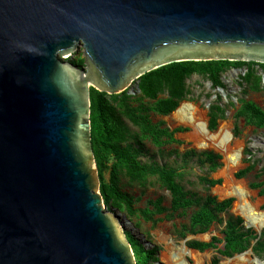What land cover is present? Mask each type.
Listing matches in <instances>:
<instances>
[{"label": "water", "instance_id": "water-1", "mask_svg": "<svg viewBox=\"0 0 264 264\" xmlns=\"http://www.w3.org/2000/svg\"><path fill=\"white\" fill-rule=\"evenodd\" d=\"M213 60L264 64V0H0V264H137L100 191L90 88L135 96Z\"/></svg>", "mask_w": 264, "mask_h": 264}, {"label": "trees", "instance_id": "trees-1", "mask_svg": "<svg viewBox=\"0 0 264 264\" xmlns=\"http://www.w3.org/2000/svg\"><path fill=\"white\" fill-rule=\"evenodd\" d=\"M70 61L82 68L85 59L81 55H76ZM243 67L247 68L241 77L246 86L243 93L247 94L248 90L264 92V64L226 60L181 61L159 67L140 77L141 93L137 96L129 95L127 91L109 95L90 88L92 147L98 167L100 191L108 208L126 214L130 220L150 222L153 227L164 219L172 220L175 216H182L192 209L189 223L176 229L177 236L182 239H186L188 235L204 234L215 222L222 223L220 215L231 208L234 199L219 201L211 195L202 197L184 185L190 157H197L202 168L207 167L209 172H215L221 167L220 155L189 150L182 155L183 162L178 167L160 165L157 162L144 163L140 158L146 140L159 149L171 143L182 144L175 138V134L188 129L180 127L171 130L164 126L163 121L153 122L151 114L169 115L182 101L189 100L191 91L188 89L187 80L191 76L204 77L211 82L213 89L225 88L222 75L230 69ZM237 102L235 120L242 119L245 125L264 129V108L243 97L238 98ZM229 106H234V102L230 101ZM226 112L227 106L221 104V96H218L208 108L210 131L217 129L219 120L225 119ZM126 120L136 130H133ZM247 154L250 152L247 151ZM255 166L256 163L250 164L236 173L235 177L237 179L246 177ZM262 174L264 168L260 176ZM123 179L142 188L147 187L152 180L156 181L162 189L170 193V206L165 207L163 197H159L148 200L145 207L138 208L136 204L139 199L123 190ZM198 180L206 188L221 184V180L208 176H199ZM250 187L260 189V194L264 195V181L253 182ZM222 234V238L212 237L209 242L191 240L187 245L200 252L217 250L219 255L211 264H219L220 257L231 258L249 248H252L257 257L264 259V234L257 240L258 236L254 231L245 229L241 217L230 216L225 222ZM126 235L134 250L137 264L158 261L159 247L147 249L133 234L126 232ZM220 244H223L222 248L219 247Z\"/></svg>", "mask_w": 264, "mask_h": 264}, {"label": "rangeland", "instance_id": "rangeland-1", "mask_svg": "<svg viewBox=\"0 0 264 264\" xmlns=\"http://www.w3.org/2000/svg\"><path fill=\"white\" fill-rule=\"evenodd\" d=\"M76 55H81L82 57H84L83 50L80 49L79 51L74 52L72 57H67V60H72ZM256 68L259 67L256 66ZM246 71V67L240 68L239 71H236L235 69H230L226 71L222 75L225 88H222L221 92L216 90V88L213 89L211 82L206 80L204 77L200 75L191 76L187 80L188 89L191 91V94L189 95L190 99L182 101L180 105L184 102H190L196 105L198 109L202 113H204L203 116L206 120V123L208 124V103L212 104L214 101H216L218 96H221V104L227 106L226 117L223 120H219L218 127L215 131L210 132L215 133L223 124H226L233 138L231 145L234 146L236 142H240L242 144L241 161L240 165L233 171V180L239 183L242 182L249 192L250 202L256 204L258 206L259 211H264V195L260 194V189H253L250 187V184L253 182L259 183L261 181H264V174L260 176L261 170L264 168V129H258L254 126L245 125L242 119L235 120L234 118L235 106H238V98L243 97L248 100H252L257 105L264 108V92H255L248 90L247 94L243 93L246 86L241 80V77L245 74ZM259 72L262 73L261 70H259ZM137 95L140 94H136V96ZM207 95H209V97ZM230 101L234 102V106H229ZM174 112L175 111L166 116H161L153 113L151 114V117L153 122L163 121L164 126L168 127L169 129H175L180 127L188 129L185 132H178L175 134V138L180 140L182 144L171 143L159 149L155 145H153L149 140H146L143 143V154L140 158L142 162H157L160 165L178 167L183 162L182 155L189 150H195L197 153L213 152L215 154H218L221 156V159L219 160L221 167H219V169L215 172H209L207 167L202 168L198 164L197 157H190L188 159L189 168L186 180L184 181V185L188 190L196 192L202 197H205L206 195H211L213 197H216L219 201L228 198L234 199L231 208L220 215L222 223L215 222L210 227L208 232L204 234L188 235V238L190 237L191 240H197L202 242H209L212 237L222 238V231L224 229L225 222L230 216L241 217L243 220V226L245 227L244 218L236 211L235 208V204L237 201L236 198L227 195L224 196L218 192V190L224 184V179L220 176L221 171L225 168L223 154L213 148L202 149L197 146L193 140L189 139V135L191 134L192 129L185 125L178 124L173 119ZM126 123L133 130H136V128L133 127L128 120H126ZM247 151H249L250 154H247ZM252 163H256L255 169L249 172L246 177L241 179H237L235 177L236 173L241 170H244ZM199 176H208L211 179L221 180V184H218L214 187L206 188L205 186L199 183ZM123 190L135 197L136 199H139L136 204L138 208L145 207L146 202L148 200H155L159 197H163V205L165 207L170 206V193L167 190L162 189L160 185L154 180H152L147 187L142 188L139 185H131L127 182L126 179H123ZM192 211V209L188 210L182 216H175L172 220L164 219L159 222L155 227H153L152 223L150 222H145L137 219H133L131 220V223H127L123 218L126 214L121 212L118 213L120 214L121 221L125 224L126 232H130L131 234H133L136 239L140 240L144 238L146 241H150L154 245V247H159L158 261L151 262L150 264H167L163 260V255L171 257L172 254H174L176 251H180L184 246L185 239H182L177 236L176 229L180 228V226L184 224L189 223V218ZM161 216L164 217V215ZM249 229L256 233L253 228ZM262 234H264V228L262 229L261 235ZM191 240L186 241L185 246L195 252V255L200 256V258L202 259V264H211L212 260L219 255L217 250L215 249L200 252L198 250L189 248L187 243ZM222 246L223 244L219 245L220 248H222ZM251 256L256 257L254 253H252ZM186 259L189 264H195L194 260L190 256H187ZM260 259L264 260L262 258ZM227 260L228 258L220 257L219 264H223Z\"/></svg>", "mask_w": 264, "mask_h": 264}, {"label": "bare ground", "instance_id": "bare-ground-1", "mask_svg": "<svg viewBox=\"0 0 264 264\" xmlns=\"http://www.w3.org/2000/svg\"><path fill=\"white\" fill-rule=\"evenodd\" d=\"M198 107L190 102L182 103L173 113V119L178 123L192 129L189 139L193 140L202 149L213 148L223 154L225 168L220 176L224 179L223 186L218 190L222 195L236 198V211L244 218L245 224L255 231L264 228V211H259L258 206L249 200V192L241 182L233 180V171L240 165L242 155V144L233 140L231 132L226 124H223L215 133L207 129V123ZM188 249L185 245L180 251H176L171 257L163 255L167 264H189L186 257L190 256L195 264H202L200 256ZM223 264H262L251 253H245Z\"/></svg>", "mask_w": 264, "mask_h": 264}, {"label": "flooded vegetation", "instance_id": "flooded-vegetation-1", "mask_svg": "<svg viewBox=\"0 0 264 264\" xmlns=\"http://www.w3.org/2000/svg\"><path fill=\"white\" fill-rule=\"evenodd\" d=\"M236 69V68H235ZM240 69V68H239ZM171 130H173V129H171Z\"/></svg>", "mask_w": 264, "mask_h": 264}]
</instances>
